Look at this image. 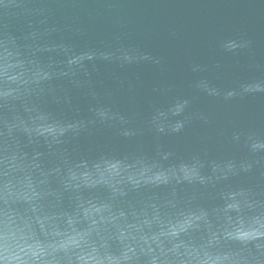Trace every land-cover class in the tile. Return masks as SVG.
<instances>
[{
    "label": "water",
    "instance_id": "obj_1",
    "mask_svg": "<svg viewBox=\"0 0 264 264\" xmlns=\"http://www.w3.org/2000/svg\"><path fill=\"white\" fill-rule=\"evenodd\" d=\"M0 264H264V0H0Z\"/></svg>",
    "mask_w": 264,
    "mask_h": 264
}]
</instances>
